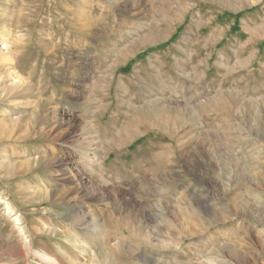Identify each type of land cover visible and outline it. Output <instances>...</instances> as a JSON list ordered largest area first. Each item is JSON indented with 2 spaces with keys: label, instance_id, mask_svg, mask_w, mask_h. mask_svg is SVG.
Here are the masks:
<instances>
[{
  "label": "rangeland",
  "instance_id": "obj_1",
  "mask_svg": "<svg viewBox=\"0 0 264 264\" xmlns=\"http://www.w3.org/2000/svg\"><path fill=\"white\" fill-rule=\"evenodd\" d=\"M147 255L264 264V0H0V264Z\"/></svg>",
  "mask_w": 264,
  "mask_h": 264
},
{
  "label": "bare ground",
  "instance_id": "obj_2",
  "mask_svg": "<svg viewBox=\"0 0 264 264\" xmlns=\"http://www.w3.org/2000/svg\"><path fill=\"white\" fill-rule=\"evenodd\" d=\"M54 37H58L59 39H60V41H62V39L63 40H68V36H66V35H64V34H61V33H55L54 35H53ZM58 39V40H59ZM63 42V41H62ZM82 48V47H81ZM90 48V47H89ZM82 50H87V47L86 46H84V48L82 49ZM123 56V53H121V52H119L118 53V60H117V62H115L114 63V65L116 66V65H118V62H120V59H121V57ZM126 56V55H125ZM28 57V56H27ZM31 59H32V57H30ZM28 59H29V57H28ZM21 71V70H20ZM34 74H36V70L35 71H32V72H30V75L29 76H34ZM21 82H22V80H20V82L19 83H17V84H14V85H12V86H8L7 88H6V90H4V92L6 93V99H10V97H11V95H12V92L13 91H15L14 89L17 87V86H19L20 84H21ZM117 86V85H116ZM108 92H109V94L112 96L111 98L113 99V97L115 98V97H117V95H118V93L116 92V90H115V88H114V86H110L109 87V89H108ZM113 102H114V99H113ZM153 107V106H152ZM155 107V106H154ZM151 109V108H150ZM156 110H157V107L155 108ZM55 112V111H54ZM145 112H146V110H145ZM151 112V111H150ZM156 112V111H155ZM53 114V113H52ZM56 114V113H55ZM55 114L53 115V116H49V119L50 120H54V117H55ZM57 115V114H56ZM127 115H128V113H127ZM137 119V118H136ZM138 120V119H137ZM68 121H71V123L72 124H74V123H76L77 122V118H75V116H73L72 114L71 115H69L67 118H64L63 116H62V118H60V119H58L57 120V122H58V126H60V125H63V123L64 122H68ZM160 121V120H159ZM61 122V124H59ZM162 123H164V122H162ZM137 125V124H136ZM168 127H169V125H168ZM135 128V127H134ZM138 128V127H137ZM126 131V130H125ZM134 132V131H133ZM139 132V131H138ZM121 133V132H120ZM88 136V135H87ZM85 137V136H84ZM123 137V136H122ZM92 143V142H91ZM121 144V143H120ZM83 159H84V163L85 164H87L89 161H88V155H87V157H83ZM90 163V162H89ZM94 163V162H93ZM92 163V164H93ZM58 166H62V164H59ZM171 183V182H170ZM173 183H171V185H172ZM168 185H169V183H168ZM78 215L81 217V218H83V225L84 226H86L85 228H90L91 230L90 231H92V233H95V230H96V225L95 224H93L92 223V221L93 220H91V219H87L86 218V220L84 219L86 216H87V214H85V213H81V212H78ZM82 222V221H81ZM83 227V226H82ZM169 228V227H168ZM116 231V230H115ZM126 232V231H125ZM125 232H123V231H120L119 233H121V235L122 234H125ZM149 232V231H148ZM153 232H155V231H153ZM109 233V232H108ZM118 233V232H117ZM174 233V232H173ZM147 234V233H146ZM108 236H106V238H107ZM124 237V236H123ZM115 238V237H114ZM111 239V238H110ZM106 240V239H105ZM109 242V241H108ZM146 242H147V244H148V246H151L152 245V242L151 241H149V239H146ZM106 244V243H105ZM128 244V243H127ZM136 244V243H135ZM131 245V244H130ZM155 245V244H154ZM112 246V245H111ZM111 246H109V248L111 247ZM128 246V245H127ZM157 246H159V245H157ZM104 247H106V246H104ZM103 247V248H104ZM124 247H125V240H120L117 244L115 243V250H117V252L118 251H121L122 249H124ZM153 247V246H152ZM160 247V246H159ZM162 247V246H161ZM125 249H129L128 247L126 248L125 247ZM148 249V248H147ZM153 249V248H152ZM103 250V249H102ZM138 251L139 249L136 247V248H134V249H129V250H126V253L127 254H130L131 256L136 252V251ZM142 250H144V249H142ZM124 251V250H123ZM162 252V251H161ZM156 253V252H155ZM106 254V253H105ZM104 254V255H105ZM119 254V253H118ZM138 254V253H137ZM148 254V253H147ZM153 254H154V251H153ZM149 255V254H148ZM148 255H147V257H148ZM157 255V254H156ZM163 255V254H162ZM141 256V255H140ZM169 256V255H168ZM108 257V256H107ZM137 257V256H136ZM147 257H145L144 256V259L142 260L143 261V264H157V263H155L153 260H151V258H150V256L148 257V258H150V260L147 258ZM41 258V257H40ZM115 258V257H114ZM160 258H161V256H160ZM159 258V259H160ZM113 259V258H112ZM135 259V258H134ZM172 259V258H171ZM42 260V259H41ZM156 260H158V259H156ZM102 261V260H101ZM100 262V261H99ZM112 262V261H111ZM115 262V261H114ZM162 262V261H161ZM166 262V261H165ZM98 263V262H97ZM101 263V262H100ZM108 263V262H107ZM124 263V262H123ZM171 263V262H170ZM181 263V262H180ZM127 264V263H126ZM161 264V263H160ZM174 264V263H173Z\"/></svg>",
  "mask_w": 264,
  "mask_h": 264
}]
</instances>
